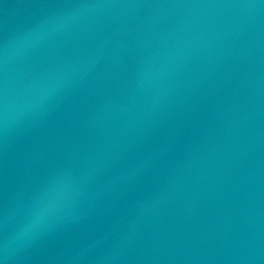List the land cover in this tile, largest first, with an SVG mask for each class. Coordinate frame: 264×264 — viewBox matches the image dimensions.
Wrapping results in <instances>:
<instances>
[{
  "label": "water",
  "instance_id": "95a60500",
  "mask_svg": "<svg viewBox=\"0 0 264 264\" xmlns=\"http://www.w3.org/2000/svg\"><path fill=\"white\" fill-rule=\"evenodd\" d=\"M0 264H264V0H0Z\"/></svg>",
  "mask_w": 264,
  "mask_h": 264
}]
</instances>
